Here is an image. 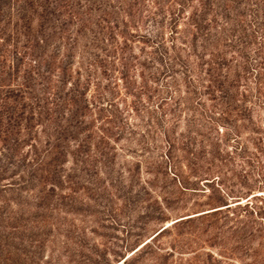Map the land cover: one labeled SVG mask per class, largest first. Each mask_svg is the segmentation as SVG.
I'll return each instance as SVG.
<instances>
[{
	"label": "rangeland",
	"instance_id": "1",
	"mask_svg": "<svg viewBox=\"0 0 264 264\" xmlns=\"http://www.w3.org/2000/svg\"><path fill=\"white\" fill-rule=\"evenodd\" d=\"M161 1L132 20L121 9L104 50L70 34L81 133L56 178L0 181V264H264L261 11L249 2L236 27L210 0L197 32L199 0Z\"/></svg>",
	"mask_w": 264,
	"mask_h": 264
},
{
	"label": "trees",
	"instance_id": "2",
	"mask_svg": "<svg viewBox=\"0 0 264 264\" xmlns=\"http://www.w3.org/2000/svg\"><path fill=\"white\" fill-rule=\"evenodd\" d=\"M115 1L118 3V0H0V181L10 178L9 185L16 184L15 181L25 184L39 171V176L45 179L58 176L56 169L63 157L64 143L68 137L81 133L80 119L84 116L83 109L88 108L83 102L85 89L72 76L71 56L76 39L68 42L69 36L75 30L87 29L92 35L91 45L104 50L105 40L115 37L121 9L130 20L136 15L140 18L145 2L126 0L120 9L123 5L116 6ZM185 2L179 0L178 4L183 8ZM249 2L255 4L256 10L260 9L263 21L257 28L264 29V0H227L221 11L227 22L234 20L237 27L236 18L245 14ZM154 3L161 7L162 1ZM199 6V12L194 9L190 16L197 32L208 21L210 0H199ZM257 16L251 13L253 21ZM126 25L117 31L122 37L128 34ZM132 26H136L134 20ZM36 124H41L44 133L42 147L38 149L32 143L33 157L18 158L22 147L30 145ZM25 161L21 175L14 180V166L20 168Z\"/></svg>",
	"mask_w": 264,
	"mask_h": 264
}]
</instances>
